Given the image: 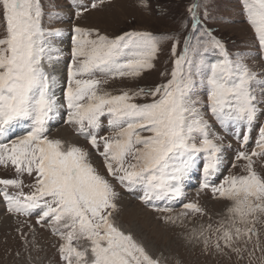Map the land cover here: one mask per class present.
<instances>
[{
    "label": "rangeland",
    "instance_id": "obj_1",
    "mask_svg": "<svg viewBox=\"0 0 264 264\" xmlns=\"http://www.w3.org/2000/svg\"><path fill=\"white\" fill-rule=\"evenodd\" d=\"M75 1L0 0V264H264V0Z\"/></svg>",
    "mask_w": 264,
    "mask_h": 264
},
{
    "label": "bare ground",
    "instance_id": "obj_2",
    "mask_svg": "<svg viewBox=\"0 0 264 264\" xmlns=\"http://www.w3.org/2000/svg\"><path fill=\"white\" fill-rule=\"evenodd\" d=\"M55 59L56 58H54V60ZM54 63H56L57 66L56 65L54 66V64H52V65H50V64H43V67H44V69L46 71V75H47L48 79L51 80V82H52V89H53L52 94L57 95L58 94V89H59L58 87H59V83H60V79L58 80V77L62 75V72H63V69H64V65H63V61L60 60V59L55 60ZM52 102H53V106H54V110L52 111V117H53L52 119L56 120V117L53 116L54 115L53 113H55L57 111H60L62 109V106H61V103L57 102L56 100H53ZM61 121L63 122V120H61ZM16 122H18V121H16ZM16 122H14V123H16ZM21 125H22V123L21 122H18L15 126L10 127V129L8 127H0V136H1L0 139L3 138V136L6 137V136L11 135L12 133L16 132L19 128H21ZM4 128H5V130H4ZM66 131L67 130L57 129V135L60 136V135H63L64 134L63 139L65 141H68L69 142V139L66 138ZM2 132H4V133H2ZM70 138H71V136H70ZM2 209H4L3 206H2ZM6 215L8 217H11L12 216V215H8L7 213H6ZM8 219L7 218H2L3 223L4 224L5 223H10V221Z\"/></svg>",
    "mask_w": 264,
    "mask_h": 264
}]
</instances>
